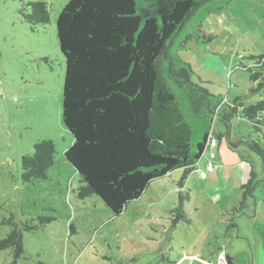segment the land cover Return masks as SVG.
Returning <instances> with one entry per match:
<instances>
[{
    "label": "rangeland",
    "instance_id": "374dc122",
    "mask_svg": "<svg viewBox=\"0 0 264 264\" xmlns=\"http://www.w3.org/2000/svg\"><path fill=\"white\" fill-rule=\"evenodd\" d=\"M68 1L0 0V239L13 230L10 219L17 227H37L22 232L24 251L16 264H216L220 253L232 264H264L263 174L247 146L254 142L264 151V129L256 131L240 109L229 122L215 115L212 123L183 109L194 147L207 132L215 140L229 132L205 149L185 181L182 169L153 180L118 216L96 195L78 198L79 177L64 157L73 138L62 122L65 60L56 36L57 17ZM135 1L143 19H159L177 0ZM30 2L47 4L48 24L24 20ZM171 52L191 67L195 83L224 104L264 101V92L250 94L255 85L243 70L264 55V0L204 5L176 36ZM44 139L54 144V165L46 179L24 184L21 158ZM241 153L258 182L235 214L250 172ZM186 193L188 222L173 225L172 211ZM39 218L54 221L43 224ZM0 264H15L12 250L0 252Z\"/></svg>",
    "mask_w": 264,
    "mask_h": 264
},
{
    "label": "trees",
    "instance_id": "16d2710c",
    "mask_svg": "<svg viewBox=\"0 0 264 264\" xmlns=\"http://www.w3.org/2000/svg\"><path fill=\"white\" fill-rule=\"evenodd\" d=\"M156 1L144 0L148 4ZM212 1L177 0L159 19H143L135 0H69L61 9L56 36L65 60L62 122L73 138L64 157L79 177L78 198L96 195L118 216L153 180L182 169L181 181H185L210 146V134L205 133L194 147L184 108L210 123L215 115L229 122L240 109L256 131L264 129V101L244 106L236 98L233 105L224 104L195 83L191 67L171 52L185 24ZM26 7L23 18L27 23H49L46 3L30 2ZM189 39L187 36L185 41ZM255 59L252 66L243 67L255 85L251 95L264 92V55ZM228 134H219L215 147ZM247 146L259 160L264 183V151L254 142ZM55 154L50 140L34 143L32 154L21 158L22 182L46 179ZM239 157L250 172L241 187L239 208L233 209L235 214L244 210L258 182L249 157L244 153ZM188 199L187 193L185 198L180 195L179 207L172 211L177 214L173 225L188 222L182 208ZM39 221L47 224L54 218ZM6 223L13 225V230L0 239V252L12 250L16 264L24 251L22 232L37 227H17L11 219Z\"/></svg>",
    "mask_w": 264,
    "mask_h": 264
},
{
    "label": "built area",
    "instance_id": "2783aa9c",
    "mask_svg": "<svg viewBox=\"0 0 264 264\" xmlns=\"http://www.w3.org/2000/svg\"><path fill=\"white\" fill-rule=\"evenodd\" d=\"M208 143L211 147H215L216 140L214 138H211V136H210ZM209 171H210V169H209ZM210 264H213V263H210ZM216 264H227V260L222 253L218 254Z\"/></svg>",
    "mask_w": 264,
    "mask_h": 264
},
{
    "label": "water",
    "instance_id": "95a60500",
    "mask_svg": "<svg viewBox=\"0 0 264 264\" xmlns=\"http://www.w3.org/2000/svg\"><path fill=\"white\" fill-rule=\"evenodd\" d=\"M226 260H227V264H232V260L230 259L229 256L226 257Z\"/></svg>",
    "mask_w": 264,
    "mask_h": 264
},
{
    "label": "crops",
    "instance_id": "0c3cea01",
    "mask_svg": "<svg viewBox=\"0 0 264 264\" xmlns=\"http://www.w3.org/2000/svg\"><path fill=\"white\" fill-rule=\"evenodd\" d=\"M232 251V254H234V251L232 249H230Z\"/></svg>",
    "mask_w": 264,
    "mask_h": 264
}]
</instances>
